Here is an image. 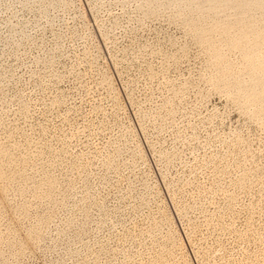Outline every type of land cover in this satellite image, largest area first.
Segmentation results:
<instances>
[{"label":"rangeland","instance_id":"rangeland-1","mask_svg":"<svg viewBox=\"0 0 264 264\" xmlns=\"http://www.w3.org/2000/svg\"><path fill=\"white\" fill-rule=\"evenodd\" d=\"M0 264H264V0H0Z\"/></svg>","mask_w":264,"mask_h":264}]
</instances>
